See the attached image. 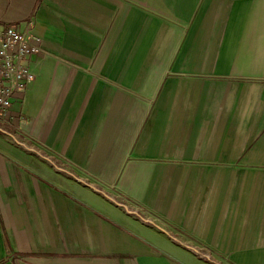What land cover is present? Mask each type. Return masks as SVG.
<instances>
[{"label": "crops", "instance_id": "1", "mask_svg": "<svg viewBox=\"0 0 264 264\" xmlns=\"http://www.w3.org/2000/svg\"><path fill=\"white\" fill-rule=\"evenodd\" d=\"M44 53L0 112V264H264V0H0Z\"/></svg>", "mask_w": 264, "mask_h": 264}, {"label": "built area", "instance_id": "2", "mask_svg": "<svg viewBox=\"0 0 264 264\" xmlns=\"http://www.w3.org/2000/svg\"><path fill=\"white\" fill-rule=\"evenodd\" d=\"M40 53L44 50L31 29L0 26V112L34 79L28 59Z\"/></svg>", "mask_w": 264, "mask_h": 264}]
</instances>
